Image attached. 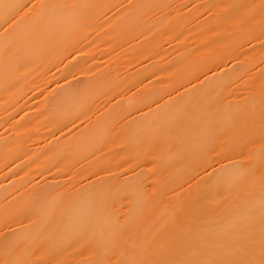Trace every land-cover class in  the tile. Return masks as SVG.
Here are the masks:
<instances>
[{
	"label": "bare ground",
	"instance_id": "bare-ground-1",
	"mask_svg": "<svg viewBox=\"0 0 264 264\" xmlns=\"http://www.w3.org/2000/svg\"><path fill=\"white\" fill-rule=\"evenodd\" d=\"M0 264H264V0H0Z\"/></svg>",
	"mask_w": 264,
	"mask_h": 264
}]
</instances>
